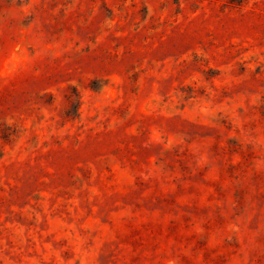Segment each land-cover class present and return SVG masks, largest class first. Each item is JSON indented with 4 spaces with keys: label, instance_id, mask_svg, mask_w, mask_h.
I'll return each instance as SVG.
<instances>
[{
    "label": "rangeland",
    "instance_id": "374dc122",
    "mask_svg": "<svg viewBox=\"0 0 264 264\" xmlns=\"http://www.w3.org/2000/svg\"><path fill=\"white\" fill-rule=\"evenodd\" d=\"M0 264H264V0H0Z\"/></svg>",
    "mask_w": 264,
    "mask_h": 264
}]
</instances>
